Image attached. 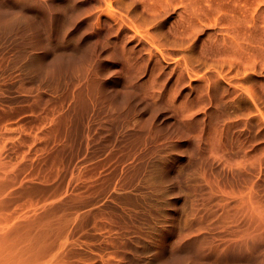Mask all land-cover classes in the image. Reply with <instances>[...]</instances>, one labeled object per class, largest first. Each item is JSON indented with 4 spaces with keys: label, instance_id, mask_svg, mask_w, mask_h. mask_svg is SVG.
<instances>
[{
    "label": "rangeland",
    "instance_id": "374dc122",
    "mask_svg": "<svg viewBox=\"0 0 264 264\" xmlns=\"http://www.w3.org/2000/svg\"><path fill=\"white\" fill-rule=\"evenodd\" d=\"M247 198L264 0H0V264H264L213 247Z\"/></svg>",
    "mask_w": 264,
    "mask_h": 264
},
{
    "label": "bare ground",
    "instance_id": "6f19581e",
    "mask_svg": "<svg viewBox=\"0 0 264 264\" xmlns=\"http://www.w3.org/2000/svg\"><path fill=\"white\" fill-rule=\"evenodd\" d=\"M21 1V0H20ZM23 2V1H22ZM247 195H249L248 193H246ZM246 196V195H245ZM244 196V197H245ZM246 197H249V196H246ZM252 197V196H251ZM248 199V198H247ZM251 200V199H250ZM249 199L248 200H246V201H244L243 200V203H244V206H243V204L241 205V206H243L242 208H240V213H241V215H238V218L237 219H235V225H231V227H229V232L230 233H235V234H237V236H239V239L237 240H233V238L232 239H230V238H226V239H223L224 237H218V238H220V242H218L219 241V239L217 240V242L218 243H216L213 247H214V249H216L215 251H217V253L219 252L220 253V256H221V253H222V255H224V254H226V250H229V251H235L236 249H238L239 250V252L240 251H244V254H245V251L246 252H248V251H250L251 249H255L256 247L258 248V245H260V241L259 240H261V241H263L264 239H262V237H261V239H258V237H260V236H262L261 234H263L264 235V217H262V216H264V215H260V218H263L262 220H260L259 222H258V224L256 225V224H253V222H254V220H256L255 218L253 219V213L254 212H257L256 211V209H258V208H256V204L258 205L257 207H259V204L258 203H256L255 204V207L253 206V205H251L252 203H251V201H253V200H251L250 201ZM242 202V201H241ZM228 203V202H227ZM222 204V203H221ZM226 204V203H225ZM228 204H230V203H228ZM228 204H226V206H228ZM239 204H240V202H239ZM238 204V205H239ZM254 204V203H253ZM218 205H219V203H218ZM222 205H224V204H222ZM220 206V205H219ZM230 206V205H229ZM240 206V205H239ZM240 206V207H241ZM261 206V205H260ZM264 207V206H263ZM221 208V207H220ZM231 208V207H230ZM229 207H227V209H230ZM236 208H239L238 206L237 207H235V210H236ZM256 208V209H255ZM260 208H262V207H260ZM259 208V209H260ZM208 209H210V208H208ZM233 209V208H232ZM232 209H230L229 211H231ZM264 210V209H263ZM210 211H211V209H210ZM223 210H222V208H221V212H222ZM242 211V212H241ZM208 212H209V210H208ZM208 212H207V214H203V218L204 217H207L206 215H208L209 216V214H208ZM237 212L239 213V211L237 210ZM209 213H212L213 214V212L211 211V212H209ZM225 214H226V212H224ZM234 214H235V216H237L236 215V212L234 211L233 212ZM264 214V212H262V209H261V212H260V210H258V212H257V215L258 214ZM212 214H210V215H212ZM171 215V214H170ZM205 215V216H204ZM245 216L244 218H245V223H243V224H240V223H238V219H241V217H239V216ZM259 216H257V218H258ZM198 218H200V219H198L197 220V218H196V220L197 221H201V217H198ZM202 218V219H203ZM243 218V219H244ZM232 222V221H231ZM230 222V223H231ZM255 223H256V221H255ZM231 224H233V222L231 223ZM200 226H201V224H200ZM230 226V225H229ZM228 225L225 227L226 228V234L228 235V233H227V231H228ZM224 228V229H225ZM42 232H45V233H41L39 236L37 235L33 240H35V239H37V241L35 240V244H33V243H31L32 242V238H31V240H30V244H31V246L30 245H28V246H30V248H28V246H24V247H26V248H28V249H30L29 250V252H27L28 253V255L29 254H31L30 252H32L33 250H34V253L35 252H37L36 250H38L39 251V253H40V251H42L43 252V250L45 249V247L44 246H46L47 247V249H49L48 248V245H45V240H46V238L47 237H49L50 236V234H49V236H48V230H47V232L45 231V230H41ZM187 235V234H186ZM232 235H234V234H232ZM237 236H235V237H237ZM186 236H184L183 235V239L185 238ZM228 237H231V236H228ZM232 237H234V236H232ZM264 238V237H263ZM47 240H48V238H47ZM47 242V241H46ZM210 243H212V245H213V242H210ZM47 244V243H46ZM211 245V244H210ZM262 245H263V242H262ZM24 247H22V251H24ZM210 247V246H209ZM212 247V248H213ZM261 248H260V251L262 250V246H260ZM39 248H40V250H39ZM211 248V247H210ZM256 248V249H257ZM27 249V250H28ZM31 249H32V251H31ZM46 249V250H47ZM204 249V248H203ZM241 249V250H240ZM45 250V251H46ZM201 250V249H200ZM200 250H199V253H200ZM204 250H206V249H204ZM203 250V251H204ZM238 250H237V253L236 252H234L235 254H237V255H235V256H238V254H239V252H238ZM257 250H259V249H257ZM20 251V250H19ZM16 252V253H12V252H10V254H8L5 258H4V260L5 261H7V264H16V263H18V262H22V263H24V264H34V263H38V261H40L41 259H42V257L41 258H39L38 257V255H39V253H38V255H36L39 259H37V260H35V259H30L31 257H33V256H31V255H29V258H28V255H27V253L25 254L24 252ZM214 251V252H215ZM224 251H226L224 254H223V252ZM25 252H26V249H25ZM207 252V251H206ZM213 252V253H214ZM252 252V251H251ZM259 252V251H258ZM33 253V252H32ZM45 254H46V252H44ZM204 253H205V251H204ZM219 253H218V255H219ZM231 253H233V252H231ZM241 253V252H240ZM257 253V252H256ZM41 254V256H42V253H40ZM211 254V253H210ZM242 254V253H241ZM244 254H242V256H244ZM249 254H252V253H249ZM259 253H257L256 255L257 256H259L258 255ZM204 255V254H203ZM202 255V256H203ZM232 255V254H231ZM233 255V256H234ZM240 255V254H239ZM253 255V258H255L256 260H257V258L259 259V257H255L254 256V254H252ZM31 256V257H30ZM45 255H43V257H44ZM200 256V258L202 259V261H206V260H208L207 259V257H205L206 256V254H205V256L202 258V256H201V254L199 255ZM216 256V255H215ZM242 256H238V257H242ZM245 256H247V255H245ZM244 256V257H245ZM261 256L262 255H260V259H261ZM36 257V258H37ZM232 257V256H231ZM251 257V256H250ZM226 258V257H225ZM246 258L247 257H245L244 259H240L241 261H243V260H246ZM252 258V257H251ZM251 258H249V259H251ZM252 258V259H253ZM200 259V260H201ZM206 259V260H205ZM236 260H237V258H235ZM239 259V258H238ZM248 259V260H249ZM251 259V260H252ZM255 259H253V260H255ZM259 259V260H260ZM224 260V259H223ZM251 260H249V261H251ZM252 260V261H253ZM228 261V260H227ZM226 261V262H227ZM248 261V263L249 264H251V263H254V262H256V261H254V262H249ZM258 261V260H257ZM218 262V261H217ZM36 263V264H37ZM40 263H42V260L40 261Z\"/></svg>",
    "mask_w": 264,
    "mask_h": 264
}]
</instances>
